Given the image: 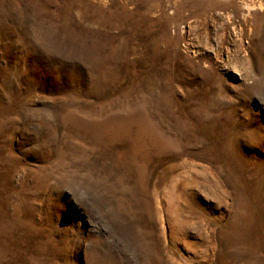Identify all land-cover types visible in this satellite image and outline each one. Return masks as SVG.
I'll return each mask as SVG.
<instances>
[{"label": "rangeland", "instance_id": "obj_1", "mask_svg": "<svg viewBox=\"0 0 264 264\" xmlns=\"http://www.w3.org/2000/svg\"><path fill=\"white\" fill-rule=\"evenodd\" d=\"M0 264H264V0H0Z\"/></svg>", "mask_w": 264, "mask_h": 264}]
</instances>
